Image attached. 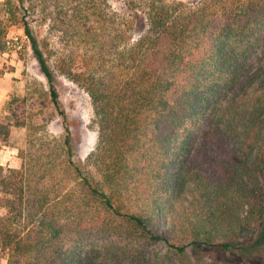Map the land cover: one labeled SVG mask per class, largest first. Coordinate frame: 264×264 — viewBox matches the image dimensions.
Instances as JSON below:
<instances>
[{
	"label": "trees",
	"instance_id": "trees-1",
	"mask_svg": "<svg viewBox=\"0 0 264 264\" xmlns=\"http://www.w3.org/2000/svg\"><path fill=\"white\" fill-rule=\"evenodd\" d=\"M39 1L60 35L88 50L82 68L66 57L53 71L23 22L48 86L33 90L66 123L57 74L81 85L97 141L74 161L64 126L57 145L73 185L50 167L0 164L6 264H250L264 255V0H126L134 38L83 22L75 0ZM3 4L0 54L23 0ZM12 116L0 120L2 139L25 125ZM91 233L106 239L81 244ZM157 243L165 251L150 254Z\"/></svg>",
	"mask_w": 264,
	"mask_h": 264
},
{
	"label": "rangeland",
	"instance_id": "rangeland-1",
	"mask_svg": "<svg viewBox=\"0 0 264 264\" xmlns=\"http://www.w3.org/2000/svg\"><path fill=\"white\" fill-rule=\"evenodd\" d=\"M3 1L0 0V18L10 19ZM75 1L86 9L84 12L87 16L83 17L82 21L91 27L102 28L110 33H114V29L118 27L122 31L125 30L129 37H137L138 31L134 22L136 18L127 8L126 0ZM175 1L193 6L200 0ZM28 5L31 7L25 10ZM11 9L18 20L13 22L7 20L8 26L4 36L6 48L0 54V120L13 122L12 113L16 112L17 115L24 117L25 125H13L9 135L5 139L0 138V164L13 168H19L22 164L27 168L33 166L32 170L38 174L41 170L47 172L50 167L59 173L62 184L73 185L72 178L64 179L69 175L62 168L66 155L58 145L63 141L64 126L67 125L72 144L71 158L74 161L84 162L89 152L94 149L97 141V126L94 122L90 98L81 85L62 74H57L58 99L61 109L67 115L65 123L48 95L46 94L45 98L37 95L33 90L34 87L43 85L47 90L48 86L22 23L27 22L31 35L53 71L58 61L66 57L72 59V68H82L80 57L88 48L85 50L82 41H70L62 37L56 26L58 23L50 19L51 7L44 9L39 0H32V4L29 0H23V6L18 8L14 6ZM193 135L195 136V132ZM54 153L55 155L50 157V154ZM193 194L198 198L203 195L202 191L196 189L193 190ZM193 194L188 193L187 199L190 200ZM162 227L165 228L166 225L163 224ZM105 239L103 236L99 237L91 233L85 235L81 244L82 242L94 244ZM146 246L150 254L165 251L163 243ZM249 262L264 264V255L254 253ZM0 264H6V258L1 253Z\"/></svg>",
	"mask_w": 264,
	"mask_h": 264
}]
</instances>
